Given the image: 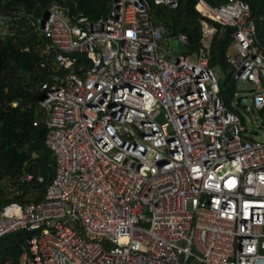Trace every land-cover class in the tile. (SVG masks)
Masks as SVG:
<instances>
[{
	"label": "built area",
	"instance_id": "1",
	"mask_svg": "<svg viewBox=\"0 0 264 264\" xmlns=\"http://www.w3.org/2000/svg\"><path fill=\"white\" fill-rule=\"evenodd\" d=\"M180 2L113 0L105 18L73 22L54 7L40 21L54 75L40 85L34 125L46 126L55 172L42 201L0 213V237L31 234L20 264H264V142L246 137L220 96L217 27L202 21L201 47L189 53V38L153 13ZM196 9L221 37L234 29L233 79L255 86L238 104L264 110L250 6L199 0ZM13 21L34 23L24 12Z\"/></svg>",
	"mask_w": 264,
	"mask_h": 264
},
{
	"label": "trees",
	"instance_id": "2",
	"mask_svg": "<svg viewBox=\"0 0 264 264\" xmlns=\"http://www.w3.org/2000/svg\"><path fill=\"white\" fill-rule=\"evenodd\" d=\"M113 0H0V213L12 202L20 204L38 203L44 199L47 184L55 172V158L45 144L47 129L44 123H34L41 117L39 102L43 97L42 83L53 84L52 55L42 52L48 41L44 38L40 21L54 7L62 11L65 18L73 22L80 16L91 21L105 18ZM219 7L228 0H204ZM250 6L257 26L258 38L264 49V0H241ZM199 0H181L178 9L153 7V13L167 26L172 36L186 35L191 43L190 52L201 47L202 21L217 27L210 50V66L225 72L231 70L227 54L232 44L233 28H228L221 37L220 26L206 19L197 11ZM202 10V7H199ZM28 13L33 22L15 23L13 16ZM80 63L88 60L79 56ZM46 62V68L41 64ZM236 81L232 70L220 85V96L227 107L238 114L232 106L236 95ZM243 119V118H242ZM32 175L33 180L22 182V177ZM37 176L43 183L36 184ZM30 233L13 232L0 237V264H20L27 248Z\"/></svg>",
	"mask_w": 264,
	"mask_h": 264
},
{
	"label": "rangeland",
	"instance_id": "3",
	"mask_svg": "<svg viewBox=\"0 0 264 264\" xmlns=\"http://www.w3.org/2000/svg\"><path fill=\"white\" fill-rule=\"evenodd\" d=\"M162 8L169 9L167 7H162ZM6 30L7 28H0V32H5ZM174 44L176 45V48H179L181 50L183 49L182 45L179 44L178 42L176 43L174 42ZM228 54L236 55V51L230 47ZM213 71L219 80V84L222 85V83L228 77L231 70L228 73L221 69L213 68ZM235 88H236V95L234 97V102L232 106L240 112L243 118V119L241 118L243 121V125L247 129V132L245 133L246 137L251 140L264 142V110H256L252 108L251 105H249L250 109L247 111L246 107L240 106L238 104V102L241 101L242 98H248L250 100L251 91L255 90V86L248 83L245 84V83L236 82Z\"/></svg>",
	"mask_w": 264,
	"mask_h": 264
},
{
	"label": "water",
	"instance_id": "4",
	"mask_svg": "<svg viewBox=\"0 0 264 264\" xmlns=\"http://www.w3.org/2000/svg\"><path fill=\"white\" fill-rule=\"evenodd\" d=\"M47 16H48V15H45V17H44L45 20L47 19Z\"/></svg>",
	"mask_w": 264,
	"mask_h": 264
},
{
	"label": "crops",
	"instance_id": "5",
	"mask_svg": "<svg viewBox=\"0 0 264 264\" xmlns=\"http://www.w3.org/2000/svg\"><path fill=\"white\" fill-rule=\"evenodd\" d=\"M25 251H26V249L24 250V253H25ZM24 253H23V254H24ZM23 254H22V256H23ZM22 256H21V257H22ZM20 259H21V258H20Z\"/></svg>",
	"mask_w": 264,
	"mask_h": 264
}]
</instances>
